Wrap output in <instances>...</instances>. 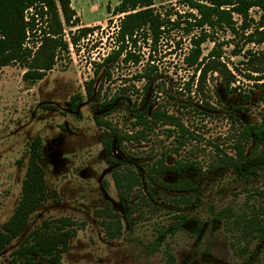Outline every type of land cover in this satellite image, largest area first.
Listing matches in <instances>:
<instances>
[{
	"label": "rangeland",
	"instance_id": "rangeland-1",
	"mask_svg": "<svg viewBox=\"0 0 264 264\" xmlns=\"http://www.w3.org/2000/svg\"><path fill=\"white\" fill-rule=\"evenodd\" d=\"M120 1L71 0L81 27L94 30L81 39L79 48L71 47L70 54L61 55L42 80L25 81L26 68L20 63L0 67V228L19 202L36 137L43 142L41 163L51 191L49 200L31 215L26 232L0 253V264H7L11 253L44 220L59 217L76 221L78 227L62 264H172L170 254L175 264H264V239L246 236L235 223L253 213L264 218V147L253 138L241 169L218 166L224 153L216 148L233 155L239 133L261 121L264 103L256 83L264 81L246 76L251 66L242 61L247 49L264 53V44H248L236 55L240 38L230 31L216 34L222 43L221 60L238 79L233 84L239 85L238 91L230 93L216 73L208 76L202 90L195 85L189 91L187 82L194 70L183 62L191 48L190 36L183 30L167 32L157 50L143 49L140 64L114 63L108 66L111 78L105 75L107 68L96 75V63L115 47L122 15H114L113 10ZM155 3L162 13L171 7L187 11L181 0ZM253 14L258 15L256 10ZM76 28L66 27V31ZM215 45L206 41L204 54ZM150 52L157 71L146 86L145 80L134 77L148 66ZM260 62L264 55L254 64ZM93 78L95 93L88 98L86 82ZM101 82L103 90L97 95ZM77 93L84 102L74 112L70 101ZM135 103L139 109L168 110L189 133L161 127L144 142L115 141L113 150H106V136L95 115L131 132ZM110 156L116 161H110ZM162 159L178 170L155 177L150 168ZM119 167L133 168L142 179L141 192L129 200L114 184L112 171ZM157 179L166 184L189 181L193 189L174 192ZM138 195L145 200L134 206ZM183 195L188 200L178 203ZM108 205L123 223L122 235L116 239H109L100 224L98 212ZM219 211L226 218L217 220Z\"/></svg>",
	"mask_w": 264,
	"mask_h": 264
},
{
	"label": "trees",
	"instance_id": "trees-1",
	"mask_svg": "<svg viewBox=\"0 0 264 264\" xmlns=\"http://www.w3.org/2000/svg\"><path fill=\"white\" fill-rule=\"evenodd\" d=\"M187 11H178L175 7L162 13L155 7V0H121L114 8V15L121 14L115 47L96 63L95 74L107 68L105 75L112 77L108 66L121 62L125 65H138L143 61L146 47L157 50L162 38L167 32L183 30L190 36L191 48L184 55L183 62L192 68L193 74L187 82L191 91L193 86L202 90L210 74H218L224 89L230 93L238 91L239 85L233 86L238 79L223 63L222 43L217 42L216 34L219 31H230L232 35L240 38L237 43L236 55L243 52L248 44H264V0H181ZM256 10L257 16L253 14ZM66 27H77L75 30L66 31ZM94 27L80 25V18L72 7L71 0H0V67L13 63H20L26 71L23 74L25 81L36 82L42 80L49 71L53 70L61 55L70 54L71 47L79 48L82 38H86ZM211 40L216 45L205 55L203 44ZM180 46V43H178ZM241 45V46H240ZM240 46V47H239ZM261 55V56H260ZM264 53L256 54L247 49L243 53V64L250 65L248 76L256 82L264 81V62L254 64L255 59ZM149 53L148 66L135 75V79L145 80L146 86L152 81L157 66ZM236 73L242 75V70L236 67ZM252 73H258L257 76ZM197 84H196V83ZM96 80L93 78L86 82V94L92 98L95 93ZM260 89V99L264 103V82L256 83ZM103 90L101 82L97 95ZM126 90V89H124ZM245 100L249 97L244 96ZM113 99L111 98V102ZM84 97L81 93L72 96L70 107L77 112L83 104ZM135 115L131 125L133 131H121L117 124L110 119L95 115L96 124L104 130L106 138L103 146L112 151L115 141L119 144L125 142L141 143L147 140L151 132L161 127H175L185 135L189 131L184 123L173 113L166 109H139L134 105ZM243 125V124H240ZM238 135V140L233 147L234 154L226 153L216 146L224 157L218 159V166H229L241 169L248 161L246 152L252 139L255 138L264 147V109L261 121L250 124ZM43 142L41 137H36L31 143L30 156L22 182L21 196L12 215L0 228V253L12 242L23 235L28 227L31 215L51 197V191L46 179V171L41 163L43 159ZM110 161H116L109 157ZM182 166L181 162L177 163ZM175 165H165L162 159L150 168V172L157 174L168 171H177ZM116 189L129 200L131 196L141 192L142 179L130 167H119L112 171ZM164 188L174 192H184L193 189L189 182L166 184L157 179ZM139 201L134 206L141 205L145 197L139 196ZM188 199L183 195L178 203ZM102 214L100 224L105 229L109 239H116L122 235L123 223L110 205L98 212ZM224 211H219L217 220L226 218ZM185 217V215H181ZM246 236L264 239V218L253 213L243 220L235 219ZM78 234L76 221L68 217H59L44 220L40 227L30 232L20 245L11 253L7 264H62L64 254L69 250L72 238ZM174 256L170 254L173 263Z\"/></svg>",
	"mask_w": 264,
	"mask_h": 264
}]
</instances>
